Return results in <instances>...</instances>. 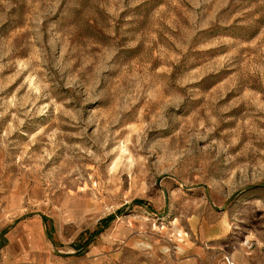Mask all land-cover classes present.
<instances>
[{
    "label": "rangeland",
    "instance_id": "obj_1",
    "mask_svg": "<svg viewBox=\"0 0 264 264\" xmlns=\"http://www.w3.org/2000/svg\"><path fill=\"white\" fill-rule=\"evenodd\" d=\"M0 264H264V0H0Z\"/></svg>",
    "mask_w": 264,
    "mask_h": 264
},
{
    "label": "trees",
    "instance_id": "obj_2",
    "mask_svg": "<svg viewBox=\"0 0 264 264\" xmlns=\"http://www.w3.org/2000/svg\"><path fill=\"white\" fill-rule=\"evenodd\" d=\"M135 202L138 203V204L142 203L140 200H136ZM108 219H110V216L108 217Z\"/></svg>",
    "mask_w": 264,
    "mask_h": 264
},
{
    "label": "bare ground",
    "instance_id": "obj_3",
    "mask_svg": "<svg viewBox=\"0 0 264 264\" xmlns=\"http://www.w3.org/2000/svg\"><path fill=\"white\" fill-rule=\"evenodd\" d=\"M30 242V241H29ZM32 247V246H31ZM34 249V248H33Z\"/></svg>",
    "mask_w": 264,
    "mask_h": 264
}]
</instances>
